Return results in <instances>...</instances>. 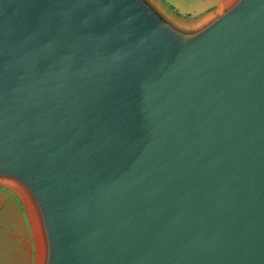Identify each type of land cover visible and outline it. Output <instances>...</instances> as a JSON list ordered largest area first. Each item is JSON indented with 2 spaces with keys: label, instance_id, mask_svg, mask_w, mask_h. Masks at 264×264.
I'll list each match as a JSON object with an SVG mask.
<instances>
[{
  "label": "water",
  "instance_id": "obj_1",
  "mask_svg": "<svg viewBox=\"0 0 264 264\" xmlns=\"http://www.w3.org/2000/svg\"><path fill=\"white\" fill-rule=\"evenodd\" d=\"M0 0V184L36 264H264V0Z\"/></svg>",
  "mask_w": 264,
  "mask_h": 264
},
{
  "label": "crops",
  "instance_id": "obj_2",
  "mask_svg": "<svg viewBox=\"0 0 264 264\" xmlns=\"http://www.w3.org/2000/svg\"><path fill=\"white\" fill-rule=\"evenodd\" d=\"M159 1L166 9L180 16L171 6ZM193 1L185 0L186 3ZM224 2L220 0L214 8L199 16L180 17L195 21L218 10ZM36 261V235L28 210L18 193L0 186V264H36Z\"/></svg>",
  "mask_w": 264,
  "mask_h": 264
},
{
  "label": "rangeland",
  "instance_id": "obj_3",
  "mask_svg": "<svg viewBox=\"0 0 264 264\" xmlns=\"http://www.w3.org/2000/svg\"><path fill=\"white\" fill-rule=\"evenodd\" d=\"M166 5L171 6L180 16H199L212 8H214L220 0H194L192 3H186L185 0H162ZM190 13V14H189ZM176 16L179 20L192 21L189 19H182ZM0 186H4L0 184Z\"/></svg>",
  "mask_w": 264,
  "mask_h": 264
}]
</instances>
